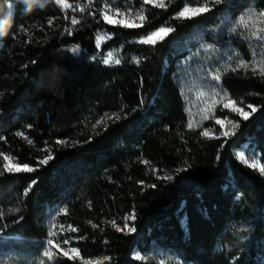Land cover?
<instances>
[{"label": "trees", "instance_id": "obj_1", "mask_svg": "<svg viewBox=\"0 0 264 264\" xmlns=\"http://www.w3.org/2000/svg\"><path fill=\"white\" fill-rule=\"evenodd\" d=\"M89 1L91 12L72 25L71 11L53 0L30 13L11 0L13 24L0 38V262L143 264L135 254L161 253L179 264H264V174L237 154L246 144L264 164V75L250 68L222 74L231 100L257 108L247 120L220 113L237 123L227 137L188 128L176 81L181 50L227 42L224 23L264 10V0L211 3L191 19L176 15L205 0H170L164 8L132 0L146 17L139 28L100 16L104 3L130 0ZM161 26L174 31L155 46L131 42ZM100 32L112 37L98 46ZM118 48L121 62L105 64ZM4 155L36 170L8 174ZM57 206L65 211L60 223L77 229L73 246L83 259L46 245Z\"/></svg>", "mask_w": 264, "mask_h": 264}, {"label": "rangeland", "instance_id": "obj_2", "mask_svg": "<svg viewBox=\"0 0 264 264\" xmlns=\"http://www.w3.org/2000/svg\"><path fill=\"white\" fill-rule=\"evenodd\" d=\"M53 1L56 2V0ZM169 1L170 0H164L165 7ZM205 1L210 9L212 7L211 3H213L212 0ZM85 5L86 8L84 12H80L77 8V5H72V8L67 9L63 8L61 5L59 6L64 11L70 10L71 19L75 17L79 21L83 15L88 12H91V1L88 0L87 4ZM151 5L155 6L154 4ZM186 5L189 7L202 6L191 5L186 3L184 7ZM106 6L109 10V14L114 17H116V9H119L121 13H127L129 10H131V16L129 18L135 19L136 23H140L139 19L136 18L137 13L144 16L142 7L136 6V4L132 0L127 1L125 3H121L119 1L104 3L102 10L105 9ZM73 8H75L76 10L73 11ZM249 12H255L258 14L260 11L248 10L245 11L242 15L245 16V18L247 19V14ZM176 17L178 16L176 15ZM254 19H256V17H254ZM238 20L239 19L233 21H226L224 23L223 30L228 38L227 42L221 43V41L217 39L216 41H213L211 43L203 42L197 45L196 47H190L187 50H181L185 54V56L178 63L176 81L186 106V110L189 116V122L191 121L193 124L192 128H200L202 129V131L207 130L209 133L207 137L221 136L220 133L222 131H229L230 134L235 131L237 126L233 127V124L228 123V121H232L236 125L237 123L233 119L220 116V113L224 111H229L239 116V114L234 112L231 107H223V104L227 103L228 100L231 99L224 91L221 84V80L219 82L214 81L212 79V76L216 73L217 70H219L222 76L225 71L235 68L241 60L245 61L246 63H249L250 65L255 64L257 66V69H259L262 63H264L261 60L262 55H264V42H261L256 37L251 36V29L245 28L243 25H240L238 23ZM259 26L261 28H264V24H261ZM233 29H235V31H233ZM261 34L264 35V31H262ZM98 37H103V39L99 41V45L101 46L107 40H109L112 35L105 32H100L97 34V41ZM144 37L132 40L131 42L140 43V40ZM196 40H202V37L198 36ZM233 40H236L238 41V43H241L244 46L245 51H239L238 48L234 47L231 44ZM72 50L74 52L79 51L77 47H72ZM109 57H111V59L107 65L116 64L115 60L117 59H119L121 62V48L113 49L108 52L105 55L103 61L105 59H109ZM249 68L251 69V67ZM256 72H259V70H257ZM213 96L220 100V102L215 105H212L211 99ZM221 97L223 98L222 100L220 99ZM243 108L245 109V111L251 113L249 118H251L256 112H251V109L247 108V106ZM204 115H209V119H203ZM217 118L223 119L225 121V125L223 128L215 123V119ZM237 154L240 161H242L240 159L241 157H244V159L247 160V163H244L242 161L246 165L255 164L256 167L254 168H257L258 170H260L261 167H264V164L260 161V153L246 144L240 150H238ZM10 163L16 162L10 158ZM64 212L65 211L62 207L57 206L54 207L49 213V236L46 240V245L49 247V249H56L54 246H50L48 244L49 239H53L55 243L60 244V246L64 249L74 247L73 243L76 240L75 231H72L73 228L65 226L59 221V216ZM65 239H69L70 244H63V240ZM56 250L59 251L58 249ZM135 258L137 260H142L143 264H179V261L176 259L174 260L172 256H167L161 253H155L152 256L143 258H141L139 254H135ZM93 262L94 264H102V259L94 260ZM13 263L14 262L11 263L10 260H7V262H0V264Z\"/></svg>", "mask_w": 264, "mask_h": 264}, {"label": "snow or ice", "instance_id": "obj_3", "mask_svg": "<svg viewBox=\"0 0 264 264\" xmlns=\"http://www.w3.org/2000/svg\"><path fill=\"white\" fill-rule=\"evenodd\" d=\"M143 4L147 5V4H154L155 7H159V8H163L165 7L164 4V0H142ZM213 3L215 4H220L222 2V0H212ZM56 3L58 5H61L63 8H72L71 4L66 3V0H56ZM13 5L10 2L7 5V8L9 9V11L6 13H10L11 9H12ZM77 8L79 9L80 12H84L86 5L85 6H80L77 5ZM76 9L73 8V11H75ZM210 9L207 6V4H204L202 6H197V7H189V6H185L178 14V18H183V19H191L194 16H198L200 14L206 13L208 12ZM5 14V15H6ZM92 15H95V13H91ZM100 16L102 18V20L109 24V25H119L125 28H139L143 26V22L145 21L146 17L143 15H140L139 13H137V17L140 21V23H136L135 19H130L129 17L131 16V10H129L127 13H121L119 9H116V17H122V18H116L112 15L109 14V10L107 9V6L105 7V9L101 10L100 12ZM254 17H256V19H254ZM2 18V17H0ZM67 18V17H66ZM52 22L49 21V24H51ZM79 23V21L73 17L71 19V24L72 25H77ZM238 23L240 25H243L245 28H250L251 29V36L256 37L258 40H260L261 42H264V35H262V31H264V28H261L259 25L264 24V10L260 11L258 14L255 12H249L247 14V19L245 18V16H241L239 17ZM172 31H174L173 28L171 27H167V26H162L160 27L158 30L153 31L151 33H149L146 37H144L143 39L140 40V43L142 44H146V45H151V46H155L158 42H162L168 34H170ZM233 31H235V29H233ZM71 34V33H69ZM103 39V37H98V46H99V41ZM111 57H109V59H105L104 63L108 64L110 62ZM262 62H264V55H262L261 57ZM116 64L120 63V60L117 59L115 60ZM249 67H251L253 72H256L257 70H259L261 75H264V63H262V65L259 67V69H257V66L255 64L250 65L249 63H246L245 61L241 60L235 68H232L231 71H237L238 69H249ZM212 79L214 81L219 82L221 80V74L219 72V70L216 71V73L212 76ZM221 100L223 99L222 97L220 98ZM220 100H218L215 96L212 97L211 99V104L215 105L217 103H219ZM224 108H229L231 107L232 110L236 113L239 114V116L243 119V120H247L250 116V112L245 111V109L243 107H238L236 105V102L233 100H228L227 103L223 104ZM247 108L251 109V112H255L257 111V108L254 107L253 105H247ZM116 119H119V116L116 117ZM203 119H209V115H204ZM97 123H100V121H97ZM215 123L217 125H220L222 128L225 125V121L223 119H215ZM228 123L233 124V127H236L237 125L234 124L232 121H228ZM188 128H192L193 124L190 121L188 123ZM204 136H208L209 133L207 130L203 131L201 133ZM229 131H222L220 133L221 136L227 137L229 136ZM17 135H21V133H17ZM32 141L29 140V144H31ZM59 143H64V141H59ZM53 157L51 155H48L46 158L41 159L39 161V165H46ZM244 163H247V160L244 159V157L240 158ZM3 160L5 161V163L3 164V170L5 172H7L8 174H20V173H31L33 171H35L36 169L28 164H20V163H10V158L7 155L3 156ZM250 167H256L255 164L249 165ZM260 172L264 173V167L260 168ZM167 179H171V177H167ZM35 184V181H32V184L29 185L28 189L25 190V194H27V192L30 190L31 186ZM135 217L132 216L130 217V219H134ZM124 227L129 231H135V229L133 227H129L127 224L124 225ZM118 231H122L123 229L118 228ZM72 231H77V229H72ZM48 244L50 246H54L56 249L59 250V254L67 257L71 260H75L78 257H80V252L77 248L75 247H70L68 249H64L60 246V244H57L54 242L53 239H49L48 240ZM63 244H70V240L69 239H65L63 240ZM44 255L46 257L51 256L52 254L48 251H46L44 253ZM81 259H83L82 257H80ZM109 257H104L103 260H109ZM85 264H94L93 261L89 260L86 261Z\"/></svg>", "mask_w": 264, "mask_h": 264}, {"label": "clouds", "instance_id": "obj_4", "mask_svg": "<svg viewBox=\"0 0 264 264\" xmlns=\"http://www.w3.org/2000/svg\"><path fill=\"white\" fill-rule=\"evenodd\" d=\"M10 0H0V13L3 12L4 8L7 7ZM18 3L25 5V13H30L38 5H42V0H17ZM14 12H10L3 15L0 18V38L8 35V30L13 24Z\"/></svg>", "mask_w": 264, "mask_h": 264}]
</instances>
